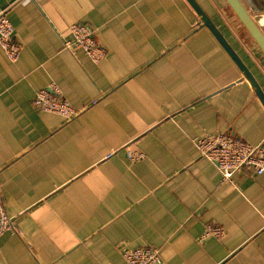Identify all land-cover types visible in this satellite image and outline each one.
<instances>
[{
	"label": "crops",
	"instance_id": "0c3cea01",
	"mask_svg": "<svg viewBox=\"0 0 264 264\" xmlns=\"http://www.w3.org/2000/svg\"><path fill=\"white\" fill-rule=\"evenodd\" d=\"M196 1L264 93V54L229 6ZM0 8L21 46L15 61L0 46V192L22 230L0 241V264H128L121 252L139 247L161 249V264H264V173L222 183L192 141L264 145V103L186 0ZM76 23L106 50L99 64L66 48ZM52 83L72 120L34 107ZM208 226L225 236L201 240Z\"/></svg>",
	"mask_w": 264,
	"mask_h": 264
},
{
	"label": "built area",
	"instance_id": "2783aa9c",
	"mask_svg": "<svg viewBox=\"0 0 264 264\" xmlns=\"http://www.w3.org/2000/svg\"><path fill=\"white\" fill-rule=\"evenodd\" d=\"M30 2L32 0H19ZM71 39L65 42L66 48L74 52H83L94 64H99L106 57V50L99 44L95 31L83 23L70 27ZM0 46L12 59L17 60L21 46L14 38V27L7 10L0 8ZM33 105L44 112L55 113L65 120H72L77 115L76 109L63 96L60 88L52 83L37 92ZM200 156L215 164L222 176V183L232 182L233 176L244 168H251L257 174L264 173V145H253L241 138L226 133H217L192 139ZM126 157L131 162H140L146 155L137 150L126 149ZM226 231L221 226H208L200 239H221ZM7 235L22 236L17 220L9 216L4 209L0 192V241ZM122 256L128 264H161V249L139 247L124 249Z\"/></svg>",
	"mask_w": 264,
	"mask_h": 264
},
{
	"label": "water",
	"instance_id": "95a60500",
	"mask_svg": "<svg viewBox=\"0 0 264 264\" xmlns=\"http://www.w3.org/2000/svg\"><path fill=\"white\" fill-rule=\"evenodd\" d=\"M191 8L196 12L199 17L201 27L208 28L215 36L218 42L226 50L235 64L239 67L245 79L252 85L256 94L264 103V93L259 86L254 76L250 73L245 63L240 56L235 52L232 46L227 42L226 38L216 27L213 21L207 16L201 6L196 0H186ZM229 6L235 17L238 19L244 30L256 43L260 51L264 54V2L257 3L255 0L250 1L251 10L243 3L242 0H224Z\"/></svg>",
	"mask_w": 264,
	"mask_h": 264
}]
</instances>
